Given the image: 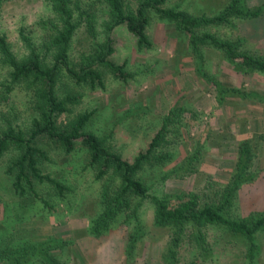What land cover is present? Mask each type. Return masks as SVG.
Listing matches in <instances>:
<instances>
[{"label": "trees", "instance_id": "16d2710c", "mask_svg": "<svg viewBox=\"0 0 264 264\" xmlns=\"http://www.w3.org/2000/svg\"><path fill=\"white\" fill-rule=\"evenodd\" d=\"M7 1L0 0V11ZM43 1L53 15L39 22L44 30L39 42L31 36L33 30L27 31L24 25L19 27L26 49L23 55L14 50L7 33L0 30V68L8 80L3 82L5 92L10 93L14 87L23 86L35 97V114L29 133L8 120H5L6 126L2 125L0 129V156L16 149V155L6 168V173L13 178L15 194L37 197L47 209L54 208L49 199L39 195L38 186L52 188L59 200H65L74 185L45 172L44 165L51 162L52 157L44 143L50 141L66 155L74 152L73 155L82 152L87 155L88 151L86 167L95 169L96 179L108 178V184L100 196V212L92 217L87 233L98 237L116 225H125L129 228L126 251L133 256L138 242L150 233L144 207L149 202L153 208L154 225L170 227L175 232L174 239L163 252L165 264H180L179 248L186 238L195 248V261L203 257V261L209 262L214 256V240L209 239V232L213 229H220L224 247H238L242 253L241 262L258 264L262 253L261 239L264 238V210L252 211L244 216L238 204V191L242 184L252 182L257 176L253 170L257 145L254 146L250 138L238 143L233 172L216 205L209 201V197L201 198L203 196L196 191L191 194L164 191L169 178L192 175L210 178L201 170L205 162V145L198 143L192 150L185 149L187 141L183 130L189 125L187 118H199L194 109L179 104L171 107L145 147L131 156L123 155L115 147L113 139H110L111 133L98 134L87 129L97 107L79 112L67 121L60 120V117L72 113L74 106L81 103L83 93L77 87L106 90V69L116 79H128L127 63L119 64L110 58L115 51L112 31L123 24L135 36L138 45L152 48L154 43L147 32L152 13L172 23L179 36L187 40L190 47L189 50L186 45L187 53L196 59L199 74L215 86L219 105L236 99L244 104L251 101L264 106V92L228 85L213 76L208 65L211 63H206L207 48H212L220 52L235 72L264 75V54L247 48L243 37H221L211 31V26L231 25L237 19L259 17L264 13V5H250L247 0H230L216 15H193L182 9L164 7L167 0ZM102 9H105L108 19L104 39L99 40L97 23ZM83 24L90 37V48L87 53L76 56L73 42ZM62 86L66 88L64 92ZM189 112L190 116H185ZM251 139H264V132L255 134ZM57 240L49 238L35 246L22 245L16 252L8 245L0 249V260L8 264H27L28 254H35L36 259L32 260L35 264H67L66 260L51 251L55 247L63 249L70 242ZM215 241L220 242L219 237Z\"/></svg>", "mask_w": 264, "mask_h": 264}, {"label": "rangeland", "instance_id": "374dc122", "mask_svg": "<svg viewBox=\"0 0 264 264\" xmlns=\"http://www.w3.org/2000/svg\"><path fill=\"white\" fill-rule=\"evenodd\" d=\"M89 1L84 0L86 3ZM247 1L250 5H264V0ZM229 2L167 0L164 7L182 9L193 15H216ZM51 12L43 0H8L0 11V30L7 33L14 50L23 55L26 49L19 27L24 25L27 31L33 30L31 36L39 42L44 34L39 22L52 16ZM107 19L105 9L99 11V40L104 39ZM211 27V31L221 37H243L247 48L264 54V13L252 19H237L235 24ZM85 29L83 24L74 38L73 52L76 56L89 51L90 37ZM147 32L154 43V47L149 49L138 45L135 36L125 25L113 29L115 51L110 58L119 64L127 63L125 69L129 74L128 79H116L106 69V90L77 87L83 93L81 103L74 106L72 113L63 114L60 120L67 121L79 112L97 107L87 129L98 134L111 133L110 139H113L115 147L123 155L131 156L145 147L171 107L176 104L186 105L197 111L199 118H187L188 130H183L187 141L185 149L192 150L198 143L205 145V162L201 170L210 178L203 175L200 178L196 175L169 178L165 182L164 191L190 194L196 191L203 196L201 198L209 197L211 203L218 205L221 190L234 169L238 143L250 138L252 144L257 145V158L253 166L257 176L252 182L240 187L239 211L245 216L252 211L264 210V139H251L255 134L264 132V106L251 101L244 104L236 99H229L224 105H219L215 97V86L205 81L196 70V59L186 50V45L190 50L187 40L179 36L174 25L152 13ZM207 52L206 63H211L208 64L211 73L218 80L228 85L264 92V75L237 73L218 50L207 48ZM6 77L0 68V129L6 126L5 120H8L29 133L35 114V97L23 86H16L10 93H6L3 86V82H8ZM64 86L61 88L63 92L66 90ZM185 116H190V112ZM225 136L227 139H224ZM44 145L52 157V161L44 165L45 172L71 182L74 187L67 193L65 200H59L52 188L38 186L39 195L55 205L47 209L41 199L28 195L20 197L13 191V178L6 173V168L16 155V149L0 156V249L9 245L16 252L22 245L35 246L53 238L70 242L63 249L55 247L51 251L66 260L67 264H165L163 252L174 239L175 232L170 227L154 225L153 208L149 202L144 207L150 233L138 242L135 254L130 256L126 251L127 226L116 225L98 237L87 233L92 217L100 212V196L108 184V178L96 179L95 169L86 167L88 151L87 155L84 152L66 155L50 141ZM209 237L211 241L214 240V256L209 262L203 261V257L195 261V248L186 238L179 248L180 264H244L240 261L242 253L238 247L223 246L220 229L210 231ZM217 237L220 242L215 241ZM261 245L258 264H264V238L261 239ZM35 259V254H28L27 264H35L32 262ZM0 264L8 263L0 260Z\"/></svg>", "mask_w": 264, "mask_h": 264}]
</instances>
